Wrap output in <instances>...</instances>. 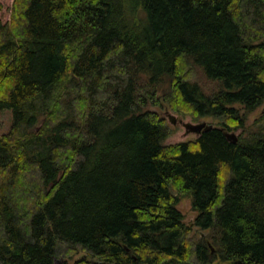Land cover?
Masks as SVG:
<instances>
[{
	"label": "trees",
	"instance_id": "1",
	"mask_svg": "<svg viewBox=\"0 0 264 264\" xmlns=\"http://www.w3.org/2000/svg\"><path fill=\"white\" fill-rule=\"evenodd\" d=\"M0 110V264H264V0H0Z\"/></svg>",
	"mask_w": 264,
	"mask_h": 264
},
{
	"label": "rangeland",
	"instance_id": "2",
	"mask_svg": "<svg viewBox=\"0 0 264 264\" xmlns=\"http://www.w3.org/2000/svg\"><path fill=\"white\" fill-rule=\"evenodd\" d=\"M259 110L255 113H253L250 117L248 122H252L254 121L255 117L259 114ZM159 113L164 116L165 118H167V116L170 115H174L177 118L176 124L171 125L170 122L167 120V122L169 123L171 127V135L170 137L167 139V143L168 144H172V143H177V142H181V141H186V140H191L194 139L196 137V134L193 132H187L186 129L184 128L183 124L185 123H192V124H198L201 122H205L207 125H212V126H216L218 120L210 118V117H204V118H199V119H192L190 117H181L178 116L177 114L173 113L172 111H167L165 109H161L159 110ZM11 120H12V113L10 110H0V136L6 134L10 127H11ZM178 120L182 121V124L178 122ZM233 132V131H232ZM236 135L238 134V132H234ZM178 210L185 216V221L188 223H192L195 216H196V212H194L191 209V204L190 201L188 199H184L182 200V202L180 203V205L178 206ZM196 234L195 235H199L200 231L196 230L195 231ZM198 237V236H197ZM60 261V260H59ZM59 261L57 262V264H62L59 263Z\"/></svg>",
	"mask_w": 264,
	"mask_h": 264
},
{
	"label": "water",
	"instance_id": "3",
	"mask_svg": "<svg viewBox=\"0 0 264 264\" xmlns=\"http://www.w3.org/2000/svg\"><path fill=\"white\" fill-rule=\"evenodd\" d=\"M168 121L170 122L171 125L176 124L177 118L174 115H168L167 116ZM179 123L182 124L181 120H178ZM184 128L186 129L187 132H193L196 135H198L199 133H201L203 130H209L211 126L207 125L205 122H201L198 124H190V123H185L183 124ZM224 135L226 137V139L231 142V143H236L237 141V135L234 132H228V131H224ZM212 252H214L212 250ZM62 260L59 261V263H61ZM241 264V263H238Z\"/></svg>",
	"mask_w": 264,
	"mask_h": 264
}]
</instances>
